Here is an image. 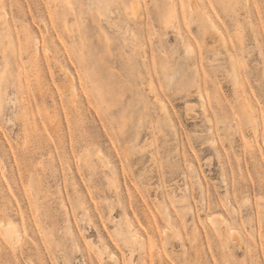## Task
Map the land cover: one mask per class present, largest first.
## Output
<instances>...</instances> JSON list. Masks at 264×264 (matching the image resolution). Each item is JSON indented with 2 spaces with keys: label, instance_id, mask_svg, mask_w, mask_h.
<instances>
[{
  "label": "rangeland",
  "instance_id": "1",
  "mask_svg": "<svg viewBox=\"0 0 264 264\" xmlns=\"http://www.w3.org/2000/svg\"><path fill=\"white\" fill-rule=\"evenodd\" d=\"M93 1L0 0V264H264V0Z\"/></svg>",
  "mask_w": 264,
  "mask_h": 264
},
{
  "label": "bare ground",
  "instance_id": "2",
  "mask_svg": "<svg viewBox=\"0 0 264 264\" xmlns=\"http://www.w3.org/2000/svg\"><path fill=\"white\" fill-rule=\"evenodd\" d=\"M116 1L117 0H94L93 2H94V5H95V8H96V11L98 12V14H99V16L100 17H102L103 19H105L106 21H108L107 23H110V25L111 26H113V27H116L115 26V24L113 23V22H111L112 20H110V12H111V9H112V7L116 4ZM133 1H135V0H133ZM137 5V4H136ZM134 7H138V5L137 6H133V8ZM167 7V9H165L164 7V9L166 10V11H162V10H164L163 8L161 9V16H162V18H163V21H164V23H165V25H166V27H170L171 26V23H172V21H173V10H172V8L170 7V5L168 6H166ZM211 29H212V31L215 33V34H217V35H221V37H223L222 36V33H221V29L218 27V25L217 24H215V23H213L212 24V26H211ZM129 31V30H128ZM127 31V35H123V37H124V41H125V44L126 45H128V44H135L134 43V37L135 36H133L134 34H131L130 36H132L131 38H130V36H128L129 34H130V32H128ZM211 31V32H212ZM212 32V33H213ZM129 33V34H128ZM216 35V36H217ZM215 36V37H216ZM108 38V37H107ZM212 38H210V41H212L211 40ZM225 39V38H224ZM225 42V41H224ZM223 43V42H222ZM214 44V43H213ZM209 45V44H208ZM162 61V60H161ZM234 63V62H233ZM233 65H235V64H233ZM233 70L234 71H236V68H235V66L233 67ZM163 71V70H162ZM167 72V71H166ZM236 73V72H235ZM72 76H73V74H72ZM166 79H168L167 77H166ZM74 80V79H73ZM75 81V80H74ZM168 81H170V80H168ZM167 83H169V82H167ZM170 86V83L169 84H165V86ZM154 90V89H153ZM157 92V91H156ZM67 93V92H66ZM171 93V92H170ZM153 94V93H152ZM157 101V100H156ZM160 101V100H159ZM161 102V101H160ZM203 103V102H202ZM162 104V103H161ZM165 104V103H164ZM168 104V103H167ZM163 105V104H162ZM161 105V106H162ZM163 109L165 108L166 109V107L165 106H163L162 107ZM168 110V109H167ZM165 111V110H164ZM166 112V111H165ZM168 113V112H167ZM168 116H170V114L168 115ZM168 122V121H167ZM172 122V121H171ZM173 124V123H172ZM122 132V131H121ZM120 132V133H121ZM120 135V134H119ZM124 150H126L125 148H124ZM128 152V151H127ZM126 152V153H127ZM146 152V151H145ZM151 154V153H150ZM167 215V214H166ZM168 215H170V214H168ZM167 217V216H166ZM169 217V216H168ZM4 225V224H3ZM1 231L3 232V236H5L4 238H6V240H8L9 242H11V243H17L16 242V238H18L19 236V234L17 233L18 231H16L15 229L16 228H14L13 227V225H8V226H1ZM129 229V228H128ZM128 232V231H127ZM17 233V234H16ZM119 234V233H118ZM131 235V234H130ZM18 236V237H17ZM121 237V236H120ZM20 238V237H19ZM131 239H132V237H131ZM19 240V239H18ZM17 240V241H18ZM20 242V241H19ZM93 245V244H92ZM112 256V255H111Z\"/></svg>",
  "mask_w": 264,
  "mask_h": 264
}]
</instances>
